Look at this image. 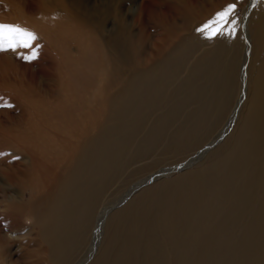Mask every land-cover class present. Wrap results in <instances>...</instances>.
Masks as SVG:
<instances>
[{"label": "bare ground", "instance_id": "bare-ground-1", "mask_svg": "<svg viewBox=\"0 0 264 264\" xmlns=\"http://www.w3.org/2000/svg\"><path fill=\"white\" fill-rule=\"evenodd\" d=\"M40 1L24 5L44 17ZM42 1L51 10L54 50L40 51L46 66L33 62L36 74H29L28 79L33 82L40 76L48 83L59 76L58 85L69 89L65 86L70 83L71 68L64 64L72 53L68 57L61 37L66 39L78 28L77 34L98 39L105 51L103 59L108 58L110 66L119 60V69L98 65L100 78L110 79L112 71L113 77L120 73V80L113 88H109L110 80H102L104 86L99 85L94 93L105 103V118L92 125L90 134L84 133V125L79 133L67 131L69 137L59 138L56 131L60 124L68 130L66 123L50 128L39 123L38 116L34 117L36 128L34 120L17 121L15 129L2 130L0 125V211L19 214L23 223L17 228L24 229L8 233L7 228H0V264L26 260L31 257L30 247L38 249L37 257L44 263H72L90 247L88 238L96 243L92 230L102 225L104 212L98 214V206L114 182L136 173L137 164L153 154L192 153L194 161L204 160L199 167L180 171L190 164L177 173L174 169L159 171L152 181L145 178L129 188L122 207L108 212L114 218H110L106 247L91 256L92 245L77 264H264V0H247L241 16L236 19L230 13L211 38L204 26L238 0ZM152 20L163 28L151 26L158 33V42H153L156 51L145 55L150 64L137 72L130 62L134 50L130 41L136 36L133 26ZM243 42L247 43L244 64L240 55ZM12 58L19 59L17 53ZM24 64L15 65L30 72ZM6 78L1 72L0 87ZM10 87L15 90L14 85ZM47 87L46 92L36 88L30 93L23 86L30 104L15 109V116L40 108L53 111L60 101L54 97L56 87L50 83ZM240 93L243 96L237 103ZM153 112L157 116L150 119ZM39 178L48 192L42 199L33 195ZM121 230V236L117 235ZM25 235L28 238L23 243ZM118 240L116 250L109 246ZM16 241L34 245L22 256L16 251L15 256L11 246Z\"/></svg>", "mask_w": 264, "mask_h": 264}, {"label": "rangeland", "instance_id": "rangeland-1", "mask_svg": "<svg viewBox=\"0 0 264 264\" xmlns=\"http://www.w3.org/2000/svg\"><path fill=\"white\" fill-rule=\"evenodd\" d=\"M132 1L133 0H131V4L133 3ZM244 1L243 0H238V1H235V2H232L231 1L233 3V5H235L234 9L231 11V15H233L234 17H236V19L241 16V13L243 11V7L245 6L247 0H244ZM42 2L43 1L41 0L40 1V6H44V8H45L44 9V8L41 7L42 9H44V17L38 15L37 13L35 14V12L33 13V10L34 9L31 10V8H29V11L31 10L32 13H29V11L26 8V6H28L30 4V0H0V23L20 26L21 28L32 32L35 37L37 36L36 37L37 39H35V40L32 41L31 48H17L14 51L11 50V49L0 50V53H1L0 54V60L2 59L0 61V63H1L0 64V73L2 72L4 74H6L7 77H8V78H6V80H2L1 81V84H4V82H5V85L0 87V108H1L0 109V111H1L0 112V125L3 126L2 127L3 129L2 130H6V128H13V129H15L14 127L16 125H18V122H20V124H23V123L26 124L27 122H33V120H34V122L32 123V125L36 128V125H37L38 120H39V123H41L42 125H46V126L49 125L50 128H52L55 124H59L61 122H65L66 123V127H68V130L65 129V127L60 124L59 127H61V128H58V130L56 131V133H58V135H60L59 138L62 137V136H64V135H67L69 137V133L67 131H74V132L79 133V128L81 126H84V125H86V131H84V133L90 134V128L92 127V125L93 124H97L96 122L102 121L105 118V103H104V101L101 98H97L96 96H94V93H96V90L98 89V86L99 85L104 86L103 84L107 80H110L109 88L116 87L118 85L119 80H120V78H119L120 77V73H118L117 71H116L117 72V75H115L114 77H113L112 71H110L111 72V76H112V77L110 76V79L108 78L106 81H105V78H102L101 79L100 78V76H101L100 74L102 73V71L101 72L99 71L100 70V67H103V65H105V66L110 67L112 69L113 67H116L117 66L118 69H119L120 68V64L118 63L119 60L116 59V63L117 64H115L113 66H110V64H108L109 63L108 58L106 59V57H105L103 59V55H105V51H103L104 49L102 48V45L98 41V39L97 38H95V39H89L87 36H85L83 34L82 35L81 34H77L76 32H77V30H79L78 28H76L77 30H75V33L72 34L73 36L72 35H70V36L68 35V36H66L67 37L66 39L64 37H61L63 43L66 42V45H65L66 47H64V48L67 51L68 57L72 53V56H70L68 60H65V64H64V65L67 64V66L70 64L68 66V68H71L70 69L71 70V73H70V71H68L69 73L67 75V76L70 77V83H68V85L65 86V89H66V87H68L69 89L62 90L63 89L62 86H64L65 84H63L62 86L61 85H58L59 76L57 77V79H58L57 81L55 79H54V81L53 80H48V83H50L51 85H54V87H56V89H55L56 92H54V97L56 98L55 100L60 101L59 103L56 102V106L54 107V109H52L55 112L53 113V111H51V110L48 111L49 109H46V111H44V110H42L43 108H40V109H37V110L35 109L34 112L31 110L33 113H31V112H28V113L24 112L23 117H19V115L18 116H15V114H16V110L15 109L19 110V109L23 108L24 105H25V103L27 102L25 99L30 100V98H31L30 97L28 99V97H26L27 95L25 96V94H26L25 93V89L26 88L28 89V92H30V93L35 92L36 88H37V90H41V91H44V92H46L47 90H49L48 87H47L48 86V83L45 82V81H43L40 76L35 77L33 82H31V80L28 79L29 78V74L30 75L31 74H36L35 73L36 72V69L34 70V68H36V67L35 66H32L33 65L32 63L33 62L34 63H37V64H40V66L42 68L46 66L45 63H44V60L41 59L42 56L40 55V53H41L40 51L43 50V48L44 49L45 48H48L50 51L51 50H54L53 43H52L53 39H51V37L53 38V35L51 34L52 32H51V29L49 27L50 24H51V21H50L51 20V17H49V14H50L51 10H49L50 8H48L46 6L47 4L45 2H43V3ZM37 6H38V4H37ZM236 7H238V8H236ZM48 10H49V14H48ZM52 10H54V9L52 8ZM149 23H146V24L145 23L144 24L140 23L138 25L136 23L133 26V31L135 32V35L136 36L133 37L131 39V41H130V45L131 46L134 45L133 52L130 51V62L132 61V63L135 64V65H131V66L133 67L134 71H137V72H140V70H143L147 65L150 64V62H148L144 58L145 55H146V57H148L149 54H153V51H156L155 50L156 47L155 48L153 47V42H158V40H157V37H158L157 34L158 33H154V32H152V30L156 26L159 27V30L161 28H163L162 27V23H159L158 20H155V21L152 20V22L150 21ZM35 24H38L37 25L38 28L36 27ZM41 24H42V26H40ZM33 26H35V28H37V30H34L35 28ZM151 26L154 27V28H152ZM43 27H46V28H44L45 30L42 29ZM39 28H41L40 31H42V32L39 31ZM141 28H142L143 31H145L146 34L145 33H142L143 31L141 30ZM137 30H138L139 34H138ZM140 30H141V32H140ZM46 31H47V33H45ZM35 32H36V34H35ZM38 32H40V33H38ZM49 32H50V34H49ZM75 34H76V36H75ZM147 34L151 35L152 37L149 36V35H147ZM137 38H139V39H137ZM154 38H155V40H154ZM46 40L49 43H47ZM50 41H51L52 45L50 44ZM135 41H137V42H135ZM243 43L245 44V47H244V49H242V51H240L241 63L242 64H244V62H245V57H246V52H247V43L246 42H243ZM146 45H148V46H146ZM70 48H72V49H70ZM136 49L138 51H136ZM33 50L36 52V56H37L35 58L36 61H35V59H32V61H30V60L27 59L28 60L27 61L26 59L21 58L22 56L24 57V56L31 55V53H32ZM81 50H82V52H81ZM16 53H17V56L19 57L18 60L17 59L14 60L12 58V55L13 54H16ZM80 54H81V57H80ZM89 57H91V58L89 59ZM132 57H134L135 59L132 58ZM38 59L39 60L41 59V60L39 61ZM7 60H8V62H7ZM12 60H14V62H16V63H14ZM18 62H22V63L24 62L25 63L24 65H28V67L30 69V72L28 71V73L27 72L25 73L24 71H22V68H20V67H18L19 68L18 69L16 67V65H15ZM242 64H241V66H242ZM14 66H15V68H13ZM10 67H12V68H10ZM74 67H76V68H74ZM80 67H81V69H80ZM8 68H10V69H8ZM12 69H14V70H12ZM82 69H84V70L82 71ZM184 69H183L182 74L185 75L187 71L186 70L184 71ZM9 70L11 71V73H10ZM75 70L77 72H75ZM22 72H23V74H22ZM85 72H87V73L85 74ZM78 73H79V78H78ZM94 75L97 78L94 77ZM112 78H113L114 82H113ZM24 80L27 83L29 82L32 86H29V87L26 86L25 83H24ZM97 80L99 81V83L97 82ZM102 80H104L105 82L102 81ZM9 81H10V83H8ZM101 81L104 82V83L101 84ZM115 81H117V82H115ZM89 83H90V87H89ZM91 83H92V85H91ZM11 85H14L15 90L11 89V87H10ZM77 85L78 86H81V87L83 86L85 89L84 88L82 89L81 87H77ZM85 85H86V87H85ZM23 86L26 87V88L25 89H22ZM72 86H73V88H72ZM91 89H93V90H91ZM68 90H70L71 93H73V94H71L70 91H68ZM110 91H111V89H110ZM236 92H237V89H236ZM6 93H7V95H6ZM10 93L13 96H11ZM75 93H76V95H75ZM86 93H87V95H86ZM58 94L61 95V97H59ZM73 95H75V97ZM81 95H82V98H81ZM84 95H86V96H84ZM242 96H243V94H241V93L239 95L237 94V97H238L237 98V103L239 102V100H241L240 98H242ZM11 97H12V99H11ZM64 97H66V98H64ZM13 98H15L16 100L13 101ZM86 98L88 100H86ZM91 98H94V99H91ZM7 99H8V101H7ZM9 99H10V101H12L11 103H10ZM61 101L67 102L66 105L65 106L60 105ZM27 103L26 104L29 107V104L30 103L29 102H27ZM97 104H99V105L97 106ZM4 107H5V109H4ZM38 110H42V111L37 112ZM102 111H104V112H102ZM158 111H159V109H158ZM30 114H31L32 118L31 119H28L27 117ZM11 115L14 118H10ZM153 115H155V116H153ZM37 116L40 119L37 118ZM156 116H157V114L155 112H153V114L151 115L150 119H152L153 117H156ZM34 117H36L38 120L36 121L35 120L36 118H34ZM149 120L147 122H150ZM5 125H7V126H5ZM145 125H146V123H145ZM25 126H27V125H25ZM62 128H64V129H62ZM80 135L83 136V134H80ZM192 155H193V153H192ZM192 155L187 154V155L174 156V155L153 154V156H150L149 158L145 159V161H141L140 163L137 164V167H140V168L137 170L136 173H134L132 175H128L126 177V179L124 178L123 180L121 179V181L119 180V181L114 182L110 186V188L107 190V192L103 195V198L100 201V205L98 206V214H100L102 211H104V212H103V216L101 218L102 219V223H101L102 225H100V227L98 229H93L92 230V233L95 234V236H96L95 237L96 238V243L95 244H92L91 243V239H92L91 237L88 238V240L90 241L91 244H89V241H87L88 242V245H90L89 248H91V250H92V247H91L92 245H94V249L97 248L96 251L93 249V251L91 252V256L95 252L101 253V251L103 250V248L106 247V245H107V239L109 237V234L111 232V227H112L111 226L112 225V222H111V219L110 218H114L113 217V214L112 213H108V212L112 208L118 209L119 207H122V205L124 204L122 202L123 201V198L125 197V193H127V191L129 190V188H131L132 186L137 187L142 181L145 182V180H144L145 178L148 179V181H152L151 180L152 177H154L159 171H164V172L167 171L168 172V171H172L174 169L175 170L174 172H176V171H178L177 169L180 170L182 167H186V166H188L190 164H193V165L192 166H188V169L186 167L185 169H182L180 171L189 170V169H192L193 167L194 168L195 167H199V165H201L204 160L201 158L202 159V162L201 161H196L197 159L194 161V159H191V158L194 157ZM203 156H205V155H203ZM206 156L208 157L209 154H207ZM190 161H191V163H190ZM58 170L60 171V169H58ZM180 171H178V172H180ZM51 175H52V173H51ZM45 176H49V172L46 173ZM53 177H54V175L50 176V181H51L52 184L55 182V179ZM40 178H39V181H38V188L35 189V192H33V195H35L38 198L41 196L40 198L42 199V196H43V198H45V195H47L48 192H47V189L42 186L43 182L42 181L40 182ZM134 192H133V194L136 193V192L135 193ZM24 195H25V198H28L29 197L28 191H26L24 193ZM1 199H2V194L0 193V200ZM13 211H16V210H13ZM22 223L23 222H22L19 214L17 215L16 213H12L10 211H7L6 212V210L5 211H3V210L0 211V228H3V230H4V228H7L5 230L8 233H10V232L13 233L12 231H15V232L18 233V232H21L22 230H24V229H18L17 228V227L21 226ZM8 226L11 227V228L8 229ZM122 233H123V230L119 231L117 233V235L121 236ZM27 238H28L27 235H25V237L23 238V243H24V241H26ZM18 242L19 241L14 242L12 244V246H11V249H12L11 251H12V253L14 255H15V252L17 251L16 253L22 256V253L23 254L25 253L24 251L26 250V248L28 246H33L34 245L33 242H30L28 244V246L27 245H24L22 242L21 243L20 242L18 243ZM120 242H121V240H118L115 244L112 242L111 244H109V246L112 247V245H113L114 246V249L116 250L118 248ZM88 249L85 250V252L83 251V253L78 254L76 257H74L72 259V263H70V264H77V263L81 262V260L86 256ZM28 254H30L31 257L27 258L26 259L27 261L24 258H22V259H19V262L17 261L16 264H49V263H44L43 262V259H41L40 257H37V255H38V249L37 250H34V249H32L30 247ZM15 256H17V255H15ZM39 259H41V262H37Z\"/></svg>", "mask_w": 264, "mask_h": 264}, {"label": "snow or ice", "instance_id": "snow-or-ice-1", "mask_svg": "<svg viewBox=\"0 0 264 264\" xmlns=\"http://www.w3.org/2000/svg\"><path fill=\"white\" fill-rule=\"evenodd\" d=\"M234 7L235 5H229L227 11L219 13L215 21L204 26V29H209V38L218 34L222 27V22H226L228 15ZM204 29H202V31ZM35 39L36 37L32 32L25 30L20 26L0 23V50L11 49L14 51L17 48H31L32 41ZM22 58L28 60L35 59L36 52L33 50L31 55Z\"/></svg>", "mask_w": 264, "mask_h": 264}]
</instances>
